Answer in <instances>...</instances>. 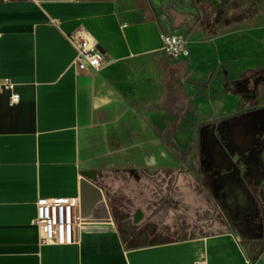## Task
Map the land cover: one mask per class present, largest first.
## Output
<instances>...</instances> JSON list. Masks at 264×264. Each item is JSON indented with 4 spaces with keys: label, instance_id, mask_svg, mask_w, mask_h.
<instances>
[{
    "label": "crops",
    "instance_id": "crops-1",
    "mask_svg": "<svg viewBox=\"0 0 264 264\" xmlns=\"http://www.w3.org/2000/svg\"><path fill=\"white\" fill-rule=\"evenodd\" d=\"M155 3L0 1V83L10 79L15 85L0 87V264H264L258 237L242 240L224 232L130 246L116 222L114 188L96 170L121 163L129 150L154 167L165 149L156 130L176 123L177 113L161 108L176 68L162 48V34L171 33ZM73 33L85 34L106 54L101 69H78L77 49L69 40ZM226 40L218 39L216 48ZM200 58L194 50L193 61ZM237 84L218 102L199 83L191 84L185 117L193 105L208 108L207 103L219 118L242 117L234 98ZM15 93L20 100L12 105ZM183 128L184 148L194 150L197 132L186 123ZM233 133L232 159L237 148L250 151L258 170L248 171L247 180L264 182V130L252 123L233 126ZM173 136L176 143L177 133ZM216 142L224 149L225 141ZM40 197L77 200L72 243L41 242L34 223Z\"/></svg>",
    "mask_w": 264,
    "mask_h": 264
},
{
    "label": "rangeland",
    "instance_id": "rangeland-1",
    "mask_svg": "<svg viewBox=\"0 0 264 264\" xmlns=\"http://www.w3.org/2000/svg\"><path fill=\"white\" fill-rule=\"evenodd\" d=\"M155 1V12L169 33L190 42L193 74L183 82L188 68L185 61L169 57L176 76L168 79L167 98L161 108L173 110L177 117L175 124H162L156 130L165 146L160 150L159 164L146 166L140 162L142 155L129 150L121 163L108 162V168L96 170L98 177L114 188L116 222L130 246L224 232H236L242 240L252 236L264 242V182L244 181L246 172L258 170L251 152L237 148L232 159L228 148L233 142V126L253 123L258 131L264 130V0H255L253 9L234 24L218 20L219 9L231 0ZM239 2L246 4V0ZM223 37L229 40L216 48L217 40ZM194 50L199 58L202 55L197 63L193 61ZM205 61L209 66L200 68L198 64ZM235 81L239 84L234 98L244 113L242 117L219 118L209 103L208 108L193 105L185 117L192 100L191 84L199 83L203 92L218 102L223 95L233 94L229 85ZM156 102L160 105L163 101ZM129 121L132 124L133 120ZM185 123L197 132L198 147L194 150L184 148L180 131ZM173 133L178 135L176 143ZM217 138L226 142L224 149L218 146ZM237 183L256 202L253 215L244 214L247 206L243 200L225 195ZM245 222H257L258 233L243 235Z\"/></svg>",
    "mask_w": 264,
    "mask_h": 264
},
{
    "label": "built area",
    "instance_id": "built-area-1",
    "mask_svg": "<svg viewBox=\"0 0 264 264\" xmlns=\"http://www.w3.org/2000/svg\"><path fill=\"white\" fill-rule=\"evenodd\" d=\"M13 1V0H0ZM70 42L77 49L76 65L81 71L101 69L106 61V54L103 53L89 37L81 33L69 35ZM164 52L172 59H181L188 67L182 81H188L192 74L191 45L188 39L182 36L162 34ZM14 84L10 79L0 83V87L13 89ZM20 100V95H12L11 104L14 105ZM75 198H48L40 197L37 200V216L34 223L40 231V238L43 244L57 243L70 244L74 241V228L77 224ZM201 264H206L201 263Z\"/></svg>",
    "mask_w": 264,
    "mask_h": 264
},
{
    "label": "flooded vegetation",
    "instance_id": "flooded-vegetation-1",
    "mask_svg": "<svg viewBox=\"0 0 264 264\" xmlns=\"http://www.w3.org/2000/svg\"><path fill=\"white\" fill-rule=\"evenodd\" d=\"M224 1V0H221ZM254 1L255 0H246V4L243 3V5L239 2V0H231V3L228 6H224L222 8L219 9L218 12V20L219 21H225V23H236L237 21H240L241 17L245 16V14L250 10L253 9V5H254ZM242 5V6H240ZM261 199L263 200L264 203V195L261 196ZM263 210H264V205H263ZM256 210L248 213L250 215H253L255 213ZM256 223L257 222H252V223H248L245 222V226H247V228L243 229L244 232L246 231H252L255 232L256 229ZM244 226V227H245Z\"/></svg>",
    "mask_w": 264,
    "mask_h": 264
},
{
    "label": "bare ground",
    "instance_id": "bare-ground-1",
    "mask_svg": "<svg viewBox=\"0 0 264 264\" xmlns=\"http://www.w3.org/2000/svg\"><path fill=\"white\" fill-rule=\"evenodd\" d=\"M251 173L252 172H247L244 176H243V180H247V179H250L251 177ZM225 195H228V196H232V197H237V199L239 200H243L246 204V209H244V214H248L252 211H254L256 208H255V202L248 198V194L247 192H245L243 190V187L240 183H237V184H234L233 188L227 190L224 192ZM245 225V223H243ZM247 228V226L243 227V229Z\"/></svg>",
    "mask_w": 264,
    "mask_h": 264
},
{
    "label": "trees",
    "instance_id": "trees-1",
    "mask_svg": "<svg viewBox=\"0 0 264 264\" xmlns=\"http://www.w3.org/2000/svg\"><path fill=\"white\" fill-rule=\"evenodd\" d=\"M167 241H175V240H167Z\"/></svg>",
    "mask_w": 264,
    "mask_h": 264
}]
</instances>
